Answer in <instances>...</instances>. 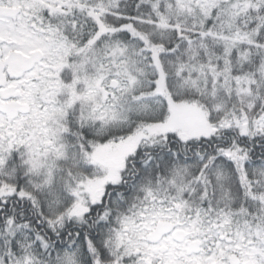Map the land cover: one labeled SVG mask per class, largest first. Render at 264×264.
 <instances>
[{
	"label": "snow or ice",
	"instance_id": "1",
	"mask_svg": "<svg viewBox=\"0 0 264 264\" xmlns=\"http://www.w3.org/2000/svg\"><path fill=\"white\" fill-rule=\"evenodd\" d=\"M0 264H264V0H0Z\"/></svg>",
	"mask_w": 264,
	"mask_h": 264
}]
</instances>
